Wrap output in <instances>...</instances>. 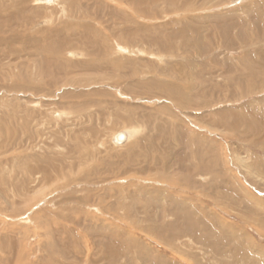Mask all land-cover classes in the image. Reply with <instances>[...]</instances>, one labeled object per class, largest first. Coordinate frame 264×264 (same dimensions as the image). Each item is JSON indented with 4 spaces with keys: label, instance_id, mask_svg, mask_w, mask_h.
<instances>
[{
    "label": "rangeland",
    "instance_id": "rangeland-1",
    "mask_svg": "<svg viewBox=\"0 0 264 264\" xmlns=\"http://www.w3.org/2000/svg\"><path fill=\"white\" fill-rule=\"evenodd\" d=\"M0 264H264V0H0Z\"/></svg>",
    "mask_w": 264,
    "mask_h": 264
},
{
    "label": "water",
    "instance_id": "water-1",
    "mask_svg": "<svg viewBox=\"0 0 264 264\" xmlns=\"http://www.w3.org/2000/svg\"><path fill=\"white\" fill-rule=\"evenodd\" d=\"M126 134H124V133H121V134H118L117 136H116V138H115V140H116V142L117 143H124L125 141H126Z\"/></svg>",
    "mask_w": 264,
    "mask_h": 264
},
{
    "label": "bare ground",
    "instance_id": "bare-ground-1",
    "mask_svg": "<svg viewBox=\"0 0 264 264\" xmlns=\"http://www.w3.org/2000/svg\"><path fill=\"white\" fill-rule=\"evenodd\" d=\"M117 136V135H116ZM116 136L114 138H116ZM126 141L130 139V136L129 135H126ZM129 137V138H128ZM116 141V140H115Z\"/></svg>",
    "mask_w": 264,
    "mask_h": 264
}]
</instances>
